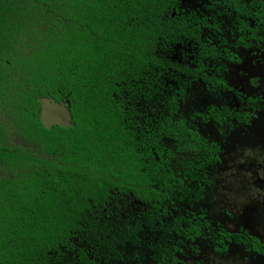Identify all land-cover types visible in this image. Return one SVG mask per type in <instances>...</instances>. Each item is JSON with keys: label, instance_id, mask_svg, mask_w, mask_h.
I'll return each instance as SVG.
<instances>
[{"label": "trees", "instance_id": "trees-1", "mask_svg": "<svg viewBox=\"0 0 264 264\" xmlns=\"http://www.w3.org/2000/svg\"><path fill=\"white\" fill-rule=\"evenodd\" d=\"M171 3L0 0V107L9 106L19 135L49 156L11 144L0 123V167L9 171L0 178V264H50L49 252L67 245L111 188L157 207L180 182L159 137L132 119L138 112L128 103L151 89L164 60L157 43L194 33L190 21L170 16ZM41 96L68 100L73 125L44 127ZM178 123L167 133L183 130ZM223 234L264 255L259 238Z\"/></svg>", "mask_w": 264, "mask_h": 264}, {"label": "rangeland", "instance_id": "rangeland-1", "mask_svg": "<svg viewBox=\"0 0 264 264\" xmlns=\"http://www.w3.org/2000/svg\"><path fill=\"white\" fill-rule=\"evenodd\" d=\"M212 10L210 7L206 13L216 16L219 34L214 36L204 25L198 34L201 40L209 39L215 50L210 55L200 54L202 59L190 65L189 73L194 77L186 78L182 89L166 92H177V98L169 100L168 95L149 88L145 93H154L150 98L136 101L138 93L128 101L147 111L150 118L175 112L185 130L195 132L199 139L165 144L171 151L167 167L180 182L171 185L163 203L175 215L163 217L157 244H151L153 238L146 232H141L138 241L132 232L130 237L117 234L122 248L118 247L126 256L117 264H264V257L223 234L239 231L264 242V37L261 30L237 29L228 17ZM37 27L43 28L40 23ZM199 73L204 82V78L214 77L224 85L208 90L196 77ZM10 110L9 106L0 107L7 140L49 158L19 135ZM189 143L195 148H189ZM2 177L8 178L9 171L0 167ZM128 212L129 207L124 213ZM91 225L84 232L87 243L95 239L92 232L98 227ZM123 240H128L125 245Z\"/></svg>", "mask_w": 264, "mask_h": 264}, {"label": "flooded vegetation", "instance_id": "flooded-vegetation-1", "mask_svg": "<svg viewBox=\"0 0 264 264\" xmlns=\"http://www.w3.org/2000/svg\"><path fill=\"white\" fill-rule=\"evenodd\" d=\"M260 2L262 1L251 0L248 4H245L244 0H173L170 16L179 19L185 18L186 21L191 22L190 27L195 30H193V34L180 33L172 38H163L157 43V52L163 56L165 61L162 60V66L159 68H154L155 73L151 77V81H148L151 85L150 91H155L160 95L166 94L169 100H175L177 92H172L173 95L166 92L177 91L179 87L182 89V86L187 82L186 78L194 77V75L189 73L190 65L193 62L198 63L202 59L200 54H204V56L210 55L215 50L214 45H209V39L201 40L198 34L199 28L203 25L211 28L213 30L211 33L214 36L219 34L218 24L215 20L216 16L206 13L210 7L213 9V13L228 17L232 25L237 29L241 30L243 28L252 33L261 30V37H264V2L261 4ZM260 9H263L262 13H260ZM217 38H219V35ZM181 68H186V70L183 72ZM196 77L201 79L202 74L199 73ZM204 79L205 82L202 79L200 81H203L204 88L208 90L224 85V82L214 77ZM172 86L174 87L173 89H167ZM152 94L154 93L140 92L139 95L136 94L139 97L135 99H137L136 101H144L145 98L151 97ZM172 104L175 107V103L173 102ZM136 111L138 114L133 115L132 119L136 121L139 119L140 124L145 125L142 128H144L143 130L146 134L150 132L151 134L154 133L155 137H159L160 140L158 142L164 147L162 151L164 158L167 159L171 155V153H168L170 149L165 147V144L169 141H181L186 138L189 141H193V139H190V132L192 131L189 129L188 131L185 130L184 124H182L183 120L174 117L175 112L172 113V117L165 116L155 119L147 117L149 115L148 112L140 109L138 105ZM168 119L172 120V124L168 123ZM145 121L148 123L146 124ZM179 121H181L183 130L175 129L173 132L167 133L166 127H176ZM128 207L131 212L124 213ZM85 214L87 220H82L81 229L71 232L67 239V245L60 246V251L56 249L49 252L50 264H117L118 261L126 257L125 253L118 247L122 248L121 245L117 244L116 239L119 238L116 236L117 234L122 237H128L129 234L132 236V232L133 236L135 235L134 237H136V241H138L137 238H139L141 232H146L153 238L151 244H154L157 242V234L163 228V217L165 215L171 217L175 215L172 210H166L164 203H160L159 206L155 207L138 199L130 191L120 192L115 188L108 190L104 203L91 205ZM149 221H151V225L147 224ZM92 223H94V227L98 224V227L92 232V235L95 234V239L87 243L84 232L87 230L88 225L90 227L93 226L91 225ZM105 228L107 229L106 233ZM138 228L141 229L138 230ZM127 241L123 240V245ZM130 245L134 247L131 243ZM250 251L264 257L260 253Z\"/></svg>", "mask_w": 264, "mask_h": 264}, {"label": "water", "instance_id": "water-1", "mask_svg": "<svg viewBox=\"0 0 264 264\" xmlns=\"http://www.w3.org/2000/svg\"><path fill=\"white\" fill-rule=\"evenodd\" d=\"M38 101V118L44 127L51 128L53 124L65 127L73 125L68 100L56 101L51 96H41Z\"/></svg>", "mask_w": 264, "mask_h": 264}]
</instances>
